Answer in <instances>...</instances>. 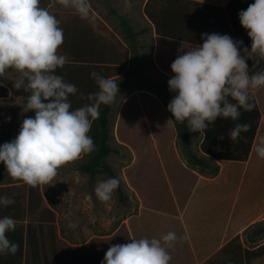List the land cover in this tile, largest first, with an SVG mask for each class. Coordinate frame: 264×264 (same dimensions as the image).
<instances>
[{
    "label": "trees",
    "instance_id": "16d2710c",
    "mask_svg": "<svg viewBox=\"0 0 264 264\" xmlns=\"http://www.w3.org/2000/svg\"><path fill=\"white\" fill-rule=\"evenodd\" d=\"M40 1L47 8V40L36 82L27 77L25 98L26 106H35L40 112L36 119L40 138L27 148L31 160L29 182L0 187V264H51L47 251L35 250L46 248L50 238H58L56 213L46 205L40 185L49 140L62 141L64 153L79 160L76 169L80 172L91 178L102 173L110 175L121 201H127L121 181L107 160L112 152H120L110 144L111 114L118 87L130 78L127 67L138 62L146 47L140 36L149 30H137L130 17L117 9H113L117 25L109 26L85 0ZM189 3L147 0L144 13L159 36L241 55L253 88L260 87L264 83V50L256 38L264 28V0H229L219 7L223 27L213 23L202 7ZM31 34L27 28L23 33L25 43ZM21 50L22 44L17 51ZM49 71L50 92L46 81ZM147 79L174 122L177 143L189 167L215 176L220 170L217 159H248L261 120L253 91L221 88L204 106L199 125H195L187 96L204 92L212 78L181 89L165 76ZM8 93L0 83V98ZM197 140L204 154L194 151ZM128 242L130 251L122 252L121 257L136 253L130 237ZM231 243L242 248L239 237ZM225 248L207 264L219 261ZM246 254L247 258H263L264 244L256 250L247 249Z\"/></svg>",
    "mask_w": 264,
    "mask_h": 264
},
{
    "label": "crops",
    "instance_id": "0c3cea01",
    "mask_svg": "<svg viewBox=\"0 0 264 264\" xmlns=\"http://www.w3.org/2000/svg\"><path fill=\"white\" fill-rule=\"evenodd\" d=\"M85 1L93 5L92 0ZM103 1L107 3L109 0ZM189 1L192 7H202L200 9L210 15L213 23L224 26V17L219 7H224L229 0ZM146 2L127 0L126 5L130 11L137 4L150 24V58L153 68L173 82L186 85L212 78L204 92L187 96V103L192 105L195 125H199L204 106L221 88L234 86L254 92L261 120L249 157L247 160L217 159L220 170L215 176H208L189 167L177 148L174 122L160 98L147 90L133 91V95L149 93L159 101L161 106L155 114L152 113L153 117L165 120L173 136L171 149L174 154L168 155L166 161H173L181 168V193L184 195L181 201L176 197L178 204L175 211L168 213V209L153 208L133 187L140 201L137 212L113 231L107 232L106 192L111 187L95 183L94 179L100 174L95 178L89 176L87 183H73L72 177L82 172L74 170L71 164L68 168L67 163L73 162L76 157L64 153L61 140L52 139L46 148L58 147L59 151L49 152L45 160L66 164L56 168L54 176L59 180L49 188L48 195L45 191L48 173L44 172L40 185L46 205L56 213L58 238H50L46 248L39 246L35 250L38 248L37 253L47 251L51 264H136L137 261V264H207L226 247L221 259L212 264H262L264 256L247 258L246 250H256L264 244V96L258 97L264 83L257 89L253 88L241 55L157 35L144 13ZM197 2L204 5L199 6ZM96 4L99 6L103 2L97 0ZM46 9L40 0H0V83L9 90L7 96L0 98V187L16 186L30 180L31 160L27 148L36 142H25L26 80L28 77L35 83L37 79L41 52L47 40ZM113 9L116 8L92 7V11L109 26H116L118 21ZM125 14L131 16L130 12ZM27 28L32 34L28 43H25L23 33ZM263 32L264 28L260 33ZM144 34L140 36V41ZM20 44L22 50L17 51ZM257 44L259 46L258 41ZM50 72L46 80L49 92L52 90ZM131 78L132 75L128 80ZM142 107L145 112L143 118L150 121L147 109ZM37 115L40 116L38 110ZM119 121L118 118V127ZM15 140L18 146L21 145V150L11 152L10 145ZM193 149L196 151L194 144ZM198 149L197 153L204 154L200 150V142ZM156 211L164 217L151 214H158ZM147 212L151 215H147ZM124 224L129 232L125 238L120 234ZM128 237L136 253L121 257L122 252L130 251ZM236 237H239L242 248L238 243H231Z\"/></svg>",
    "mask_w": 264,
    "mask_h": 264
},
{
    "label": "rangeland",
    "instance_id": "374dc122",
    "mask_svg": "<svg viewBox=\"0 0 264 264\" xmlns=\"http://www.w3.org/2000/svg\"><path fill=\"white\" fill-rule=\"evenodd\" d=\"M91 2L93 4H90L91 7H114L116 9L118 8L117 10L120 13L125 14V12H130L131 16L129 17L136 29H142L143 27L148 30L150 29V31L141 37L142 40L140 42L146 45V48L142 49L141 58L138 62H134L129 69L132 78L125 81L122 87L117 91L114 108L111 114L110 144L120 152H112L107 157V160L112 165L116 175L121 181L124 195L127 197L126 203L121 201L119 192L115 188L114 181L110 175L102 173L94 179L95 183H102L107 187H111L109 191L107 190L106 192L107 202L105 205L106 227L108 232L113 231L130 215L137 212L140 201L136 196V190L141 193L147 203L153 205V208H161V210L168 209V213L175 211L178 204V202H176V197L181 201L184 195L181 193V168L175 165L173 161H166L168 155L174 154L173 148L171 149V140L173 136L165 120L161 118L156 120L152 114H155V111L161 106L159 101L154 99L153 95L149 93L131 94L136 90H147L154 93L147 78L152 76L161 79L162 77L151 64L152 30L150 24L145 19L144 14L137 4H134L130 8L131 10L128 11V6L126 5L127 0H109L107 3L102 0L103 4H99V6L96 4L97 0H92ZM115 19H118V17L116 16ZM42 23L44 22L42 21ZM256 40L259 42V46L264 50V32L262 34L260 33ZM169 81L178 89L183 88L187 84L177 81L173 82L172 80ZM263 96L264 87L258 92V97ZM127 98L128 100L125 106L121 108V105ZM140 99H142V102ZM142 106H145L147 109L150 121L143 118L145 112L142 111ZM26 111L27 123L25 128V142L35 143L38 141L37 139L40 138L38 131L39 125L36 122L38 117L37 108L35 107L31 110L26 106ZM118 118L120 119L119 127L117 123ZM16 133H18V130H16ZM19 133L21 134V129ZM158 141L160 142L159 144H157ZM16 142L17 140L11 143V152L21 150V145L18 146ZM46 145L49 146V142ZM198 145L199 140L194 143L196 151H199ZM177 148L180 155H182L178 143ZM46 149L48 150V154L49 152L51 154L59 151L58 147H53V149L49 147V149ZM78 163L79 160L68 162L67 167L70 168L71 164L72 168L76 170ZM65 164L66 162L44 161V166H46L45 172L48 173L45 182V191L47 195L52 184L54 182L58 183L57 180H59V178L57 177L56 179V176H54L56 168L63 167ZM75 174L77 173L75 172ZM89 179V175L83 173L72 177L73 183L77 182L78 184L87 183ZM156 213L158 214H151L159 218L164 217L163 214L157 211ZM151 214L147 212V215L150 216ZM128 233L127 227L124 224L120 230V234L122 237H127Z\"/></svg>",
    "mask_w": 264,
    "mask_h": 264
}]
</instances>
